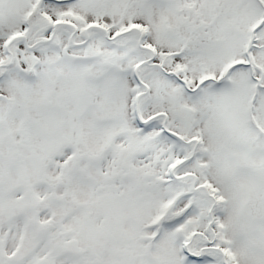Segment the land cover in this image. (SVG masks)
Segmentation results:
<instances>
[{"label": "snow or ice", "instance_id": "snow-or-ice-1", "mask_svg": "<svg viewBox=\"0 0 264 264\" xmlns=\"http://www.w3.org/2000/svg\"><path fill=\"white\" fill-rule=\"evenodd\" d=\"M0 264H264V0H0Z\"/></svg>", "mask_w": 264, "mask_h": 264}]
</instances>
